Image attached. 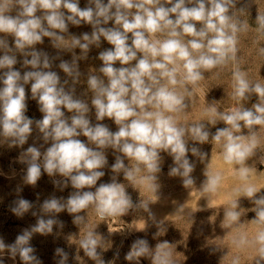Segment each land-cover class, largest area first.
Segmentation results:
<instances>
[{
	"label": "clouds",
	"instance_id": "obj_1",
	"mask_svg": "<svg viewBox=\"0 0 264 264\" xmlns=\"http://www.w3.org/2000/svg\"><path fill=\"white\" fill-rule=\"evenodd\" d=\"M234 3L235 0H107L105 4L103 0H90L95 7L81 9L78 0H0V33L12 35L15 47L21 51L41 42L42 36L53 38L56 47L78 46L85 54L89 45L99 46L101 37L113 46L99 56L103 61L99 71L108 78L107 84L98 76L91 75L88 85L95 93L92 104L96 108L97 119H114L119 125L115 133L101 124L90 126L85 116L87 105L58 86L59 77L55 72L29 71L21 77L18 71L12 70L16 63L14 56L5 54L0 57V69H9L3 74L4 87L0 88V135L12 138L14 145L26 142L33 122L24 115L25 89L20 81H33L31 92L33 97H38L40 110L44 113L43 119L38 122L39 129L45 140H53L43 157L42 166L38 163L39 150L35 147L27 149L26 181L35 184L43 167L50 176L58 172L68 177L73 188L78 190L70 195L66 204L55 198L46 200L43 204L45 211L60 212L66 207L69 213H79L94 204L98 216L103 219L106 215L123 214L131 206L130 197L115 179L112 183L101 184L95 192L79 191L96 184L104 175L98 169L106 163L101 151H95L75 138L81 133L98 148L111 146L119 149L138 165L143 164L149 173L159 171V151H170L176 163L170 174L184 177L185 185L194 183L190 175L194 165L186 158L189 149L184 137L187 131L193 140L203 143L208 140L209 132L203 124H195L187 129L177 126L171 114L185 107L184 96L177 86L196 84L203 79V71L224 66L236 59L237 33L247 30V24L241 26L229 14ZM62 9L70 14L65 15ZM39 10H44L43 17L36 15ZM42 21H46L47 27L43 26ZM82 21L93 26L91 35L83 34V42L77 37H72L70 42L65 41L62 35L52 31L63 33L67 31L68 22L80 25ZM109 21H114L116 27L102 26ZM197 22L201 25L199 29ZM257 25L264 30V15L257 16ZM128 33H131V45L128 44ZM158 33L165 34L166 38L157 39ZM185 36L191 39L185 41ZM0 48L11 51L4 39H0ZM259 51L264 55V48ZM138 52L143 54L139 59ZM30 55L32 58L25 59L24 64L37 68L43 63L44 68L49 67L46 55L43 60L42 54L36 51ZM133 60H136L135 65L130 63ZM117 61L122 65L119 68L114 67ZM60 68L70 76H79L75 58L71 64L62 62ZM232 86L233 98L237 101L246 99L248 93H255L261 101L252 109L231 108L223 113H216L214 108L211 110L213 115H218L229 126L218 129L213 137L217 143L223 141L224 162L243 164L256 147L257 140L255 136L246 139L234 132L240 131L241 122L249 129L264 125V84L251 83L245 72L236 69ZM62 107L76 113L71 118V124L63 118ZM191 152L201 158L204 156L196 147H192ZM113 170H124L126 178H134V171L126 169L120 157H117ZM139 171L137 167L135 172ZM238 172L241 179H247L248 168L242 167ZM146 179L155 180L156 177L150 175ZM222 179L219 172L208 174L204 190L216 192ZM236 191H242L252 198L258 188L254 184H246ZM254 202L257 205L254 223L264 225V196ZM30 206L29 201L21 199L14 211L21 213ZM236 207L233 202L232 209ZM225 216L228 223H232L238 221L240 213L228 210ZM82 219L78 215L75 217L77 222ZM54 223V219H39L31 231L25 230L12 245L6 246L0 239V252L7 247L13 258L19 254L25 264H40L32 255L34 250L29 246V240L34 232H51ZM98 243L92 232H88L80 241L86 254L97 259L98 264H103L98 260ZM234 243L240 247L249 241L246 236H240L234 238ZM251 243L257 246V253L264 260V228L257 231ZM157 247L155 264H170L171 254L165 250V244ZM56 251L66 259L62 249ZM148 253L147 241L138 239L126 259L131 261ZM0 264H3L2 259ZM60 264H64V261L61 260ZM232 264H240L239 257H235Z\"/></svg>",
	"mask_w": 264,
	"mask_h": 264
},
{
	"label": "rangeland",
	"instance_id": "obj_2",
	"mask_svg": "<svg viewBox=\"0 0 264 264\" xmlns=\"http://www.w3.org/2000/svg\"><path fill=\"white\" fill-rule=\"evenodd\" d=\"M103 2L106 4L107 0ZM78 5L81 9L95 7L94 4H90V0H78ZM62 11L65 15L70 14L66 9ZM229 14L233 15L241 26L247 24V30L237 33L236 59L224 66L203 71V79L196 84L177 86V90L184 96L185 107L171 114L179 127L187 129L195 124H203L205 130L209 132L208 140L203 143L193 140L187 131L184 137L189 149L186 158L194 165L190 173L194 179L193 184L185 185L184 177L170 174L171 168L176 167L170 151H159V171L149 173L143 164L138 165L135 160L128 158L117 148L111 146L98 148L82 133L75 137L87 147L101 151L106 158L104 166L98 169L104 175L95 185L79 191L95 192L101 184L112 183L115 179L116 183L124 187L131 200V206L123 214L106 215L101 219L94 204L79 213H69L66 207L60 212L44 210L43 204L46 200L55 198L66 204L70 195L78 190L73 188L68 177L58 172L50 176L43 167L41 176L35 184L26 181L27 149L35 147L39 150L41 155L38 163L42 166L43 157L53 140L51 138L45 140L39 129L38 122L43 119L44 113L40 110L38 97H33L31 92L33 81L27 83L20 81L25 89L24 115L33 123L23 145H14L11 143L12 138L0 135V239L6 246L14 244L25 230L31 231L42 218L54 219L56 223L52 225L51 232L44 234L34 232L29 240V246L34 250L32 255L40 264H60L61 260L64 264H98L97 259L89 257L80 244L88 232H92L99 241L96 251L98 260L103 264H155L157 246L162 244H165V250L171 254L170 264H232L235 257H239L240 264H264V260L257 253V246L251 243L257 231L264 228V225L254 223L256 218L254 209L257 208L254 201L264 196V125L249 129L241 122L240 131L234 134L242 135L246 139L255 136L256 147L243 164H227L222 155L223 141L217 143L213 137L218 129L229 126L211 112L213 108L216 113L227 112L231 108L252 109L253 105L261 102L255 93H248L246 99L237 101L233 98L232 85L233 72L236 69L245 72L251 83L264 84V55L259 51L264 48V30L259 29L257 25V16L264 15V0H235ZM36 15L43 17L44 10H39ZM42 24L47 27L46 21H42ZM102 26L116 27L114 21ZM199 27L201 25L197 22V28ZM52 31L62 35L65 41L70 42L72 37H77L83 42V34L91 35L93 26L83 21L80 25L68 22L66 32L61 33L54 29ZM128 36V44L131 45V33H128ZM156 38L165 39L166 36L158 33ZM0 39H4L11 50L0 48V57L5 54L14 56L16 63L12 70L18 71L21 77L29 71L55 72L59 77L58 86H62L74 99L87 105L88 111L85 116L90 126L101 124L112 133L119 130V125L114 119L108 117L97 119L96 108L92 104L95 93L88 85L91 75L103 79L105 84L108 82V78L99 71L103 66L99 56L101 52L113 46L103 37L99 46L89 45L86 54L78 46L56 47L53 38L47 36H42L41 42L26 47L23 51L15 47V38L12 35L0 33ZM183 39L187 41L191 37L185 36ZM32 51L41 53V60L46 55L49 67L44 68L43 63L37 68L24 64L25 59L32 58L30 55ZM142 55L138 52L137 59ZM74 58L79 76H70L60 68L62 62L71 64ZM130 63L135 65L136 60ZM121 66L119 61L114 64L117 68ZM8 70L0 69V88L4 87L3 74ZM61 110L63 118L71 124V118L76 113L64 107ZM192 147L198 148L204 154L203 158L194 155L191 152ZM117 157L123 160L126 169L134 171L133 179L126 178L124 170H113ZM137 167L140 169L139 172H135ZM242 167L249 169L246 180L239 176L238 170ZM215 172L221 173L223 179L216 192H207L204 190L205 181L208 174ZM150 175L156 179H146ZM246 184H254L258 188L254 197L249 198L242 191H236ZM21 199L29 201L31 206L27 211L17 213L14 209L18 207ZM233 202L237 205L235 209H232ZM228 210L240 213L238 221L228 223L225 216ZM77 215L83 218L79 222L75 220ZM240 236H246L249 243L237 247L234 238ZM138 239L147 241L149 253L130 261L126 256ZM57 249L63 250L66 259L64 255L57 253ZM0 259L3 260V264H25L19 254L13 258L7 247L0 252Z\"/></svg>",
	"mask_w": 264,
	"mask_h": 264
}]
</instances>
